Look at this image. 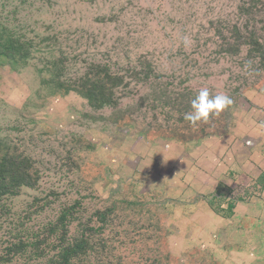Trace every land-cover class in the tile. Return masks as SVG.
Listing matches in <instances>:
<instances>
[{"label": "rangeland", "instance_id": "1", "mask_svg": "<svg viewBox=\"0 0 264 264\" xmlns=\"http://www.w3.org/2000/svg\"><path fill=\"white\" fill-rule=\"evenodd\" d=\"M203 87L233 104L193 126ZM262 92L264 0H0V158L38 177L0 197V264L80 241L74 264H264V177L206 176V139L244 134Z\"/></svg>", "mask_w": 264, "mask_h": 264}, {"label": "crops", "instance_id": "2", "mask_svg": "<svg viewBox=\"0 0 264 264\" xmlns=\"http://www.w3.org/2000/svg\"><path fill=\"white\" fill-rule=\"evenodd\" d=\"M258 95L263 100L264 93ZM247 103L246 106H249V109L255 106L253 99ZM261 110L262 108L259 111L264 115ZM262 123L264 124V116L252 120L251 124L245 127L244 134L237 133L234 127L233 132L206 139V171L209 172L208 174L206 172V176L264 177V126ZM257 124L262 128L259 132H252L251 128L254 131V126ZM247 140L252 141L253 144L246 145Z\"/></svg>", "mask_w": 264, "mask_h": 264}, {"label": "trees", "instance_id": "3", "mask_svg": "<svg viewBox=\"0 0 264 264\" xmlns=\"http://www.w3.org/2000/svg\"><path fill=\"white\" fill-rule=\"evenodd\" d=\"M254 43L258 47L261 46L257 41ZM4 46L8 53L15 52L18 55L21 54L24 47L23 44L15 40L7 41ZM102 73L94 78H86L82 82V94L95 107H103L109 104L111 99V96L106 94V85L112 79L111 75L107 69H103ZM117 78L119 77H115L113 80ZM32 167V162L25 157L5 155L0 158V197L5 193H14L15 190L22 186H33L37 182L38 177L36 172L31 170ZM233 204H235V200L230 197L227 208L232 209L233 206L231 205ZM84 243L86 242L80 241L67 246L63 251L62 257L55 264H74L72 258L77 256L76 253L79 250L85 248Z\"/></svg>", "mask_w": 264, "mask_h": 264}, {"label": "clouds", "instance_id": "4", "mask_svg": "<svg viewBox=\"0 0 264 264\" xmlns=\"http://www.w3.org/2000/svg\"><path fill=\"white\" fill-rule=\"evenodd\" d=\"M233 104L230 96L224 93L212 95L207 87L198 90L190 101L191 110L184 119L195 126L198 122H207L210 116H218L225 108Z\"/></svg>", "mask_w": 264, "mask_h": 264}, {"label": "built area", "instance_id": "5", "mask_svg": "<svg viewBox=\"0 0 264 264\" xmlns=\"http://www.w3.org/2000/svg\"><path fill=\"white\" fill-rule=\"evenodd\" d=\"M246 144H247V145H250L251 143H250V141H247Z\"/></svg>", "mask_w": 264, "mask_h": 264}]
</instances>
